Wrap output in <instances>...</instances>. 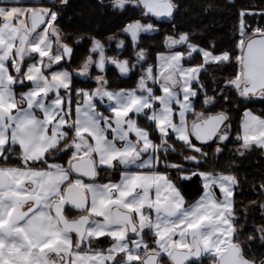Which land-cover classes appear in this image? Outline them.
<instances>
[{"label":"snow or ice","instance_id":"snow-or-ice-1","mask_svg":"<svg viewBox=\"0 0 264 264\" xmlns=\"http://www.w3.org/2000/svg\"><path fill=\"white\" fill-rule=\"evenodd\" d=\"M70 6L0 0V264H198L204 254L213 264H264L252 251L264 248V223L253 219L238 239L251 210L237 212L240 177L207 167L208 150L218 160L229 143L234 160L264 153V112L247 107L264 104V7L238 11L227 47L173 25L150 63L140 37L159 28L143 21L174 19L173 0H98L115 13L139 10L120 32L135 62L108 57L95 34L64 32ZM82 42L90 48L76 71L90 76L95 66V88L74 84ZM107 63L135 74V85L112 90ZM241 106L233 141L230 112ZM194 180L201 195L189 202L182 187ZM254 190L264 197V175ZM253 207L264 220V200ZM103 239L109 247H98Z\"/></svg>","mask_w":264,"mask_h":264},{"label":"trees","instance_id":"trees-1","mask_svg":"<svg viewBox=\"0 0 264 264\" xmlns=\"http://www.w3.org/2000/svg\"><path fill=\"white\" fill-rule=\"evenodd\" d=\"M107 2V0H106ZM179 6L174 12V19L157 21L155 18L144 20V23L154 22L159 28V32L150 35H142L140 37V47L149 50V62L151 63L158 51H163L161 46L162 40L166 34L173 31V25L179 31L195 30L198 36H203L205 44L208 41L214 40L219 47L230 46L232 41L230 37L233 34V25L237 23L236 16L240 9H247L250 5H258L264 7V0H173ZM48 0H25L27 7L33 4L39 7L41 4H47ZM98 0H70V7L65 10L64 17L60 27L62 30L75 39L80 35H84L87 39L88 34H95L98 38L106 43V55L108 57L118 59H129L135 62L134 49L131 44V39L125 35H121V28L128 22L139 17V10L134 6L130 7L123 13H115L108 9L97 7ZM253 23V21H249ZM115 36L117 39H124L126 47L123 49L116 48V42L113 41L110 45L107 44V38ZM90 45L81 43L76 46V55L73 57L71 69L74 71V84L76 87L95 88L94 79H83L76 70L80 69L88 55ZM199 58H197L198 60ZM196 61H193L195 63ZM209 69V72H213ZM232 68H228L230 74ZM98 75V69L94 68L91 72L92 77ZM109 81L112 90L119 88H131L136 83V75L130 73L128 77H123L119 74L118 69L109 65L104 73ZM215 75L218 78H223V73L216 71ZM208 77L206 76L205 79ZM247 107L255 110L257 114L264 112V104H250ZM201 107L197 104V111ZM218 110V109H216ZM244 107L241 106L238 110L230 112L231 116V138L234 141L238 133L241 132V122L244 115ZM140 123H145L141 120ZM238 145L229 143L225 148L224 154L218 160L213 158L212 150L209 151L207 167L212 170H223L225 172L235 171L240 177V184L236 190L235 201L238 213H243L246 209L249 211V223L244 224L241 221L239 227L243 228L242 233L238 237L241 241H246L248 235L252 234V220L256 224L264 223L261 219L258 207H253V202L257 204L264 200V197L259 196L258 190H254L255 186L260 183L262 175H264V153L259 150H253L244 159H235L234 154L230 149L234 150ZM215 145H213V149ZM235 163L236 168H230L229 164ZM107 177L109 173H103ZM183 194L187 201L196 200L200 195V183L194 180L191 183L185 184L182 187ZM150 240V237H149ZM110 241L103 239L98 247H109ZM247 247V245H245ZM252 251L257 253V256L264 255V248L259 247V242L252 246ZM198 264H213V258L202 257ZM257 264H261V258H257Z\"/></svg>","mask_w":264,"mask_h":264},{"label":"rangeland","instance_id":"rangeland-1","mask_svg":"<svg viewBox=\"0 0 264 264\" xmlns=\"http://www.w3.org/2000/svg\"><path fill=\"white\" fill-rule=\"evenodd\" d=\"M166 20H169V19H166ZM96 58H98V57H96ZM106 66L108 67V66H109V63H107ZM94 68H96V67H95V66H92V67H91V69H90V76H80L78 73H77V74H78L81 78H83L84 80H85V79L89 80V79H91L90 77H92L91 72H92V70H93ZM98 74H100V73L98 72ZM96 75H97V74H96Z\"/></svg>","mask_w":264,"mask_h":264},{"label":"water","instance_id":"water-1","mask_svg":"<svg viewBox=\"0 0 264 264\" xmlns=\"http://www.w3.org/2000/svg\"><path fill=\"white\" fill-rule=\"evenodd\" d=\"M156 19V18H155ZM166 18L165 17H161V18H159V19H156L157 21H163V20H165ZM150 34H152V33H142L141 34V36L142 35H150ZM128 38H130V36H127ZM131 39V38H130ZM113 66H115V65H113ZM119 71V70H118ZM120 74V73H119ZM130 74V73H129ZM129 74L128 75H126V76H123V77H128L129 76ZM121 75V74H120ZM122 76V75H121ZM201 259V258H200Z\"/></svg>","mask_w":264,"mask_h":264},{"label":"crops","instance_id":"crops-1","mask_svg":"<svg viewBox=\"0 0 264 264\" xmlns=\"http://www.w3.org/2000/svg\"><path fill=\"white\" fill-rule=\"evenodd\" d=\"M26 6V5H25ZM27 7V6H26ZM245 119L244 115H243V118H242V122L243 120ZM242 122H241V131H242ZM178 238V237H177ZM203 256H206L208 258H212L210 254H204Z\"/></svg>","mask_w":264,"mask_h":264},{"label":"flooded vegetation","instance_id":"flooded-vegetation-1","mask_svg":"<svg viewBox=\"0 0 264 264\" xmlns=\"http://www.w3.org/2000/svg\"><path fill=\"white\" fill-rule=\"evenodd\" d=\"M109 65H112V64H111V63H109ZM106 68H107V66H106ZM70 214H71V213H70ZM202 257H206V256H202ZM202 257H201V258H202ZM206 258H208V257H206Z\"/></svg>","mask_w":264,"mask_h":264}]
</instances>
